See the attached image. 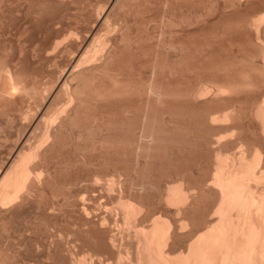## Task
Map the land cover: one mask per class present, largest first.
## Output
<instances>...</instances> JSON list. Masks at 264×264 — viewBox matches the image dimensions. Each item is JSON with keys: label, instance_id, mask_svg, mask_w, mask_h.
Listing matches in <instances>:
<instances>
[{"label": "rangeland", "instance_id": "374dc122", "mask_svg": "<svg viewBox=\"0 0 264 264\" xmlns=\"http://www.w3.org/2000/svg\"><path fill=\"white\" fill-rule=\"evenodd\" d=\"M75 1L76 2H74L73 0H66V3L65 4L64 3L57 4L58 2L53 3L54 1H52V2H49L50 5H49V3L47 5V3L42 4L39 1H35V2L33 1L32 3H34V4L27 5L28 6L27 9H26V5H24L25 7L23 6V8H22V11H23V9L26 10L22 14H24L26 12L24 15H26L27 17L26 16H23L22 14H21L20 18H16L15 16H12L11 17V16H8L6 14H5V16L3 15L2 18H0V34H1L0 35V62H1L0 66L1 67L4 66L5 62H6V64H8V63L14 61L16 63V65L18 66L17 67L18 70H20V71L23 70L26 73V75H30L31 74L30 76L32 78L36 77L35 79H37L36 80L37 82L44 81V80H46V78L47 79H50V78H53L54 79L55 76H56L57 71L59 70V67H63L62 65H65L64 64V63H66L65 60H67L66 56H63V58L62 57H59L58 58V56H57L56 58H58V59L55 60L56 59L55 58L53 60V62L51 63L52 60L49 61V60H47L45 58L42 59V57H39L37 55L38 53L35 52V50H34L35 53H33V51H32L33 50V47H34L33 45H34L35 42H37V40H39L40 37H41V39L44 37V34H46L45 32H47L46 30L48 29L47 27H49L48 24L50 23V20L53 17H55V16H63L64 13H65L64 16H69V17H71L70 19H72V17H73V19L75 18L74 20H76V18H77L80 21L83 18L84 19L87 18V15L90 14L91 11L93 12L91 14H94L95 13L94 11L96 10L95 7H98V6H100V5H102L104 3V0H75ZM179 1L180 0H176V1H174V0H133L132 1V5L130 4L132 6V8L129 7L131 10L128 9L129 12L128 11L125 12V14L126 13H128V14L127 15L123 14V16H125V17H123L122 15L120 16L121 18L123 17V18L126 19V20L125 19L123 20V18H122V20L124 22L126 21L125 22L126 24L123 22L122 25H123L124 28L121 29V33L122 32H126V33H124V34L122 33V34L123 35H125V34L128 35L127 37H129V35H130V38L131 39L132 38H137V39L130 40L131 41V44H132V42L134 40L138 41L139 44H138V42H135L134 41L133 43L134 44L136 43L138 45L136 46V44L135 45L132 44V47L130 46V48H131V50H129L130 52L128 50L123 51L119 55L120 58H119V56L117 57V60L119 61V59H120V61L117 62L115 60L113 62L114 64L112 63V65H110V66H112V67H110L111 68L110 70H112L110 72L111 73L116 72L117 75L119 73V75H120V76L118 75L119 76V79L121 80L123 78L121 81H124V82L126 81V84H128L130 86L136 85L137 83H139L142 86L144 85V87L147 86L148 80L151 81V75H150L151 73H149V72L152 70V66H156L157 72L159 74L156 77L157 80H155L156 82H154V84H155L154 86H156V87L158 86V89L160 91H162L161 92L162 93V98L164 100V101L162 100L163 103L160 102L162 98L160 99V101H157L153 97H147V95H144V96L142 95L143 97H140L139 96L140 98L138 97V95H136V96H134L135 98L134 97L133 98L130 97L131 100H130V98L129 99H124V100H121L122 102L120 100L119 101L102 102V103L98 104L100 107L98 105L95 107L96 108L95 111H93L94 108H92L91 112H93V113L95 112L94 115L91 114V112L89 111L90 112L89 115L91 114L92 116H89V117L88 116H82L84 119L86 117L87 118L85 120L82 118V122H81V125L83 126V127L81 126L82 129L85 128V126L87 127V125L89 127V128L88 127L85 128L86 131L84 129H83L84 131L82 130L84 134H83V136L81 138L83 141L80 140L81 141L80 144H82L81 146L82 147H84V146L87 147V145L90 144V143L87 142L88 140H89V142H92V144L88 145V147L86 149L85 148L82 149V151L85 149L84 152L87 154L85 156L83 155L84 154L83 152L80 155L79 152L76 153L75 150L73 151L74 147H72V146H74L73 144L75 143L73 141H75L76 132L72 131V129H70L68 127L62 128V130H61L62 132L60 131L61 134L59 132L60 135L58 136V142L57 143H59V145L56 144V146H55L56 148L54 147L53 150H51V153H50V156H52V157H50L51 160L54 157L53 160L54 161L57 160V161L54 162L52 160L53 162H51L53 165L56 166V167L54 166L55 168L50 163V166L52 168H54V169L51 168V170H52L51 171V176L52 177L50 176L51 177L50 178L51 182L49 184L50 185L49 188L50 187L51 188L53 187V190L55 188L58 189V191L55 190V192H57V196L58 197L55 198V202H54V200L51 201L52 198L50 197L49 192L48 193L45 192L46 193L44 195L45 198L42 200V201L46 200V201H44L45 202L44 204H46V202L48 204L50 203L49 204L50 207L54 203H56L57 205L58 204H60V205L56 206V204H55L52 207L53 208L56 207V208L55 209H52V208L50 209L49 205L47 204L48 210L49 209L52 210L51 213L53 215L50 214V212H49L48 214L46 213V215L44 213H43L44 215L41 213L42 214V216H41L39 214V212H41V210L40 211L38 210V214H37V211L35 210L34 206H32L33 204L32 205L30 204L31 206H28L27 205L28 207H26V209L25 208L23 209L25 212L24 211H21L22 213L24 212L23 214L21 213L19 215V213H20L19 212L17 217L16 216L11 217L6 222L7 228L10 230V233H12V236H13V240L12 241H14V242H10V244H8L9 246L7 245V247H9L8 248V252L11 251V252H9V254L12 255V254H14V253L16 254L18 252V254H16V255L17 256H23L24 255L23 257L29 256L30 254H33L32 253L33 252V247H35V246H34L32 240H34L33 239L34 237L32 236L30 239H26L25 237H22V238H25V240H28L26 242H29L31 240L30 241L31 244L30 243H27V246H26L27 249H26L25 246L20 247V244L22 243L21 237L20 238H17L18 236L17 237L15 236L16 233H17V235H19V233L21 232V230H23L24 228L25 229L28 228L27 226L33 225V228H34V227H36L35 224L36 223H39L40 225L39 224H36L37 225L36 229H38V227L40 229V226L42 228V227H44V225L45 226L46 225L47 226L50 225V227L52 226V228H53V226L54 227H57V228L58 227L59 228H64V229L66 227L69 230V228H71L70 226H72V222L74 223L75 219H77V217H78V216L77 217L75 216L77 214V212L73 211V209H72L73 207H72V205H70V204H72L70 202L71 201L70 198H69V201L67 203L62 202L63 199L62 200H59V199L62 198L63 194L65 196L66 195L68 196L69 195V192L72 193V191H73V193H72L73 195L74 194H77L78 195L80 193L79 195H82L83 196L84 203H85L84 205L87 208L86 209L87 211L85 212L86 213L85 215H87L86 216L87 219L91 218V219H89L90 221H88L89 223L86 221L87 219H84V221H81L80 222V229L81 230L79 229L78 232L79 233H82V234H79V233L76 232L77 233L76 235L77 236L79 235L77 238L80 237L78 239V244H80L79 249L81 250V253L82 254L85 253L84 254L85 257H87V255L89 253H90L89 254L90 256H92L93 253H94L93 258H96L97 256H99L102 259L101 260L102 261V264L103 263L104 264H109V263L110 264H115V260H116L115 255H117V254H115L114 251L117 252L119 250V248H116V247H119V246H117V242H116V245L114 246L117 251L114 249V247L111 248L112 246H110V245L108 246L109 248L107 247V245H108V243H107L108 239H106L107 241L105 240V238H104V237H106L105 235H107L108 232L110 233V235L112 234L111 236H114L116 234L115 237H117V239L119 240V234L120 233H121V235H120L121 239L122 238L124 239V238H126V235L129 233V230H130V228L128 229L127 228L128 226L125 225L124 220H122L123 219V216H122V213H120L121 212V209L119 208L120 206H119V204L117 202V197L119 195H121V194H122V196H125V198L123 197V200L124 199L126 200V198H128L127 200H130V201L132 200L134 202L141 203V204L145 205L144 206V208L146 207L145 209L150 210L149 212L152 211L151 213H153V215L155 214V216H159V215L162 216L163 215V216H165L164 218L167 217V219H169V217L172 218V216L174 218H177L178 216H181L182 213L181 214L175 213L176 210L173 208L174 206H172L170 204L172 206V208H173V209H171V207H169L170 205L168 206L167 204H165V202H167L165 200V197H166L167 188H170L172 185L174 186L175 184L178 185L179 182H182V186H184V188L186 187V189H187V191L189 193L196 194L195 195L196 198H195V201H194L196 203H193V205H192L193 207L191 206V208H189V210H194V211H188L187 210L188 212H186L185 215H182V218H184L186 216V220L184 218L183 221L187 222V219H188L187 224H190L189 222H192V223L195 222V223H193L194 225H196V224L197 225H200L203 222H205L208 218H210V216L213 215V212L214 211H213V209H212L211 206H213V208H215L214 207L215 201L213 199V195L210 194L211 192L210 191H207L206 189L203 188V190H204V193L203 194L204 195H202L201 192H200L201 194H198V193H199V190L200 191L202 190L201 189L202 186H204L205 188L208 187V185L206 186V184H208L210 180H211L210 183L213 182L212 179L214 177L212 178V176H214V174H212V173L213 172H216V170L214 169L215 168V163L213 162V160L216 159L215 156L218 155L219 150L221 152L220 153L221 154L220 157L229 156V154H231L230 156H232V154L233 155L235 154V156H238L236 154L240 153L239 150L240 151L241 150L243 151V148L246 149L245 148L246 146H248L250 148V146L256 145L257 142L258 143L261 142L260 141L261 138H260V135L258 133L259 132V130H258L259 128L257 127L258 123H257V121L254 120V119H256L255 118L256 116H254L255 115L254 114L255 113L254 111H255V109L257 107V103H259L260 100L264 97V86H263L264 85V82H263L264 81V75H262V74H264V58L260 59L261 57L264 56V51L262 50V49H264V47H263V44L261 45L259 41L258 42H255L256 40H258L255 37L256 36V33L254 32L255 30L252 31V29H254V28L251 29L252 26H248L250 23H252V22H250L248 24V21H250L252 19V18L251 19H249V18L250 17H253L254 15H257L258 16L259 14H257V13H259V12H257V11H259V10L249 8L248 5H245V6L244 5H240L239 9H238V6H236L237 8L233 7L236 10H234L232 7L231 8L233 10L232 9L229 10L226 7H225L226 9H224L223 7H221L222 5L220 3L215 4V1L216 0H213V1L211 0V2L209 0L208 1L209 3L208 2L206 3L207 0L206 1L205 0H198V1L197 0H193V1L191 0V2H195L196 5L194 3L189 2L191 4L187 5L186 6L187 8H186L184 6L187 3L186 2L183 3L182 1H180V3H178ZM196 2H198V3H196ZM165 3H167V4H165ZM169 3H171V4H169ZM67 4H68V6H67ZM192 4H194L195 6L192 5ZM261 4L262 3H259V5H258L259 9L260 8H264L263 4L262 5ZM37 5L40 6V7H38ZM49 6H51V7H49ZM30 7H32V8H30ZM92 7H94V8H92ZM42 8H44V9H42ZM255 11H256V13H255ZM83 14H84V16H83ZM94 15H91V17H92L91 19H93V16ZM33 16H37V17H33ZM24 17H25V19H24ZM254 17H256V16H254ZM21 18H23V19H21ZM38 18H39L40 22H39ZM246 18H248V19H246ZM166 19L168 20L167 23H165V21H167ZM23 20H24V22H23ZM26 20H28V21H26ZM47 22H49V23H47ZM244 22L245 23L247 22V24H244ZM45 24H47V25H45ZM23 25L25 26V28L23 27ZM236 25H238V26L240 25V26L238 27ZM243 25L244 26L246 25L249 28L244 27ZM17 26H18V28H17ZM21 26L23 27V29H22ZM12 27H14V28H12ZM44 28H45V30H44ZM14 29H16V30H14ZM18 29L20 31H18ZM123 29H124V31H123ZM26 30H28V31H26ZM138 30H140V31H138ZM238 30H240L241 32L238 31ZM242 30H244V31H242ZM21 31L23 33H25V34L21 33ZM221 31H223V32H221ZM167 32H169V34L172 35V36H170L169 34H165ZM236 32H237V34H236ZM254 33H255V36H254ZM140 34L142 36H140ZM219 34L221 36H219ZM222 34H223V36H222ZM136 35L139 36V37H136ZM243 35H244V37L246 36L247 39H246V37L244 38ZM19 36L20 37H23V38H20L19 39ZM169 36L171 37L172 41L170 40ZM164 37L167 39V41L165 40ZM188 38H191V39L189 40ZM141 39H143V40H141ZM157 40H159L158 41L159 44L157 43ZM163 40L165 41V43H164ZM263 40L264 39H261L262 42H264ZM187 41L189 43H187ZM221 41H223V42H221ZM238 41H241V42H238ZM246 41H248V43ZM140 42H142V43L140 44ZM185 43H187V44H185ZM239 43L240 44L242 43L243 45L241 46ZM254 43H255V45H254ZM229 44H232V45H229ZM177 45H180V46H177ZM160 46H162L163 48L160 47ZM189 46H190V48H189ZM229 46H230V48H229ZM260 46L263 47L261 50L259 49V48H261ZM22 49H24V50H22ZM139 49H141V51ZM20 50H22L23 52L21 53ZM137 50H139V51L137 52ZM173 50H176L177 52L176 51H173ZM178 50L181 51L180 52L181 54L178 52ZM235 50H237V51L235 52ZM241 50H243L242 53H239V52H241ZM153 51H154V53H152ZM245 51L248 54H250V55L252 54L256 58L253 57L254 60L251 59L252 57L250 55H248ZM259 51H260V55H259ZM261 52L263 53V55H262ZM140 53L142 54V56H141ZM190 53H192L193 56ZM236 53H238V54H236ZM182 54L183 55L185 54V55L183 56ZM241 54H242V56H241ZM186 55H188L187 58H185ZM258 55L260 57H258ZM20 56H22V57H20ZM33 56H35V57H33ZM177 56H179V57H177ZM189 56H190V58H189ZM244 56H246V57L247 56H250V57H247V59H249V60L251 59V61L246 60L245 59L246 57H244ZM32 57H33V59H31ZM156 57H157V59H156ZM175 57H176V60L177 61L175 60ZM133 58H135V59H133ZM188 58L190 60H188ZM239 58H240V60L241 59L246 60L245 63L248 62L247 63L248 65H246V67H245L244 62H243V65L242 64L240 65L239 63L240 62L242 63V61L238 60ZM128 60H129V62H128ZM150 60H152V62ZM184 60H186V61H184ZM233 60H235L238 63H236ZM188 61H190L192 63H190V62L188 63ZM224 61H225V63H224ZM14 62H12V63H14ZM162 62H163V64H162ZM40 63H42V64H40ZM53 63H55V64H53ZM123 63L125 65H123ZM171 63H172V65L174 64V67H176V66L178 67V66H181V65L182 66L179 67V68L176 67V69H175L171 65ZM223 63H224V65H223ZM30 64L33 65V66H31ZM49 64H51V65H49ZM56 64H57L58 67L57 66H54ZM149 64H151V65H149ZM187 64H189L188 67H186ZM213 64L215 65L214 67H213ZM229 64L231 65L232 68L231 67L228 68V65ZM251 64H253V65H251ZM19 65H21V66H19ZM121 65L124 66V67H121ZM157 65L160 68L157 67ZM163 65L165 67H163ZM208 65H210V66H208ZM218 65L219 66L222 65V66L219 67ZM250 65H251V67L254 68L253 69L254 71L252 70V73L253 74L254 73H257V77L255 76V74L253 75L252 73H250V70L251 69L248 70L249 68H251ZM22 66H24V67H22ZM51 66H53V67H51ZM149 66H150V69H149ZM166 66L170 70L166 69L167 68ZM193 66H194V68H193ZM184 67L187 68V69H185ZM224 67H226L228 69V70L226 69L228 72L224 69ZM238 67H239V69H237ZM247 67H249V68H247ZM158 68H159V70L161 72L163 70V72L161 73L158 70ZM222 68L224 69V71H223ZM234 68L236 69V71H234L235 70ZM245 68H247V69H245ZM229 69H231V70H229ZM241 69H243L245 71H243V70L241 71ZM167 70H168V72L170 71L169 74L170 73L171 74H174V72H175V76L174 75H171V74L168 75ZM178 70H180L181 72L178 71ZM184 70H186V71H184ZM187 70H190V71H187ZM191 70H194V71H191ZM31 71H32V73H31ZM238 71H239V73H238ZM246 71H249V74L250 75H253V77H255L254 79H256V80H254L253 77L252 78L249 77L252 80L248 79V77H247V80H246L245 75L248 74V72L246 73ZM240 72H242V73L245 72V74L244 73L242 74ZM148 74H149V76H148ZM188 74H191V75H188ZM221 75H223V76H221ZM240 75H243V76L239 77ZM124 76H126V77H124ZM164 76H166V77H164ZM182 77H184V79ZM164 78H167V79H164ZM226 78H228V80L225 81ZM235 78H237V79H235ZM241 79H243L244 81L241 80ZM143 80H145V81H143ZM164 80H166V81H164ZM245 80L246 81H249V83L251 82L250 83L251 85L252 84H254V85L249 86L248 88H247L248 85H246V87H245L243 84H241L242 82L245 83ZM258 80L260 82H258ZM213 81L214 82L216 81L215 82V83H217L216 85H219V83H222L223 85L224 84H231V83H233V84H231L233 86L234 83L235 84L237 83V85H235L236 88L244 89L242 86H239V84H240V85H243L246 88V90L244 89L243 91L242 90L240 91L238 89L239 90L238 93H236L237 91L235 92L234 90L233 91L231 90L232 94H227L228 92L225 91V93L222 96L221 95H217V96L215 95V96H213V94H215L214 93L215 91H213V90H215V87H213L212 85H210V84H213V85L215 84ZM135 82H137V83H135ZM143 82H145L146 84L143 83ZM206 82H209V83H206ZM256 82L259 83V84H255ZM139 84L136 85L135 87L136 88H139L137 86H140L139 89H141L142 86L139 85ZM204 85H206L207 88ZM208 87L209 88L212 87V89H209ZM204 88H206V90L209 89L207 91L209 93V95H208L209 97H207V94L208 93L207 94L206 93H203V95L206 94L204 96V98L201 95L202 93L200 92V90L201 89L203 90ZM236 88H235V90H237ZM206 90H205V92H206ZM190 91L191 92L193 91V92L191 93ZM195 91H196V93H194ZM189 93H190V95H188ZM198 93H199V95H198ZM229 93H230V91H229ZM176 94H177V96L179 95L178 96L179 98L176 96ZM192 94H193V96H192ZM164 95L167 96V98L164 97ZM173 95L176 96V98ZM136 97H138V98H136ZM217 99H219V101H217ZM29 100L28 99H25V101L21 104L22 107H26L27 104H28V102H29ZM126 100L129 101V102H127ZM223 100H224V102H223ZM254 100H255V102H254ZM206 101L209 102V103H207ZM212 101H213V103H212ZM219 102H221V103H219ZM109 103H111V104H109ZM154 103L156 105L159 104L161 106L163 104V106L162 107L159 106V105L156 106ZM215 103H216V105H215ZM106 104L109 105V106H107ZM217 104H220V105L217 106ZM129 106L131 107V109H130ZM231 107H233L232 108V111L233 112L234 111L236 112V113L234 112V115L233 116H237V115L239 116L238 117L239 120L237 118L235 120L233 118H232L233 120L231 118H229V119H231L233 121V122L231 121L232 123L230 122V125L231 124L234 125L235 123H237V125L235 124L234 127L232 125L231 126L230 125H227L228 123L226 124V120H225V123H220L221 120L218 121L220 118H223L222 116H220V114L224 115L227 112H229V113L232 112L231 109H230ZM234 107H235V109H234ZM99 108H102V109H99ZM217 108L218 109L220 108L219 111L221 113L218 111ZM126 109H127V112H125ZM236 109H238V110H236ZM114 110H115V112H113ZM138 111L140 112V114L138 113ZM158 112H159V114H158ZM223 112H224V114H223ZM238 112H239V114H238ZM99 113H101V114H99ZM126 113H128V115H126ZM129 113H131V114H129ZM135 113H136V115H135ZM137 113H138V115H137ZM149 113L152 114V115H150ZM102 114H104V115H102ZM106 114H108V115H106ZM131 115H133V116H131ZM216 115H218V117L219 116L220 117L218 118ZM0 116H5V115H0ZM107 116H109V117H107ZM214 116H216V117L214 118ZM90 117H93V118H90ZM142 117H143V119H142ZM144 117H145V119H144ZM212 117L214 118L213 119L214 122L212 121L213 123L210 120V118L212 119ZM101 118H103V119L101 121V125H99L100 124L99 121L101 120ZM94 119H95V121L93 122ZM215 119L217 121H215ZM86 120L89 123H87ZM89 120H91L92 122L89 121ZM139 121L142 122V123H140ZM253 121H255L256 123L253 122ZM96 122H99V123H96ZM216 122H218V124ZM252 123H254V124H252ZM84 124H86V125H84ZM102 124H103V126H102ZM96 125L99 126V128L96 127ZM211 126H212V128H211ZM91 127L93 129L89 131V129H91ZM137 127H141V128H139L140 130ZM215 127H217V128H215ZM228 127H230V128H228ZM231 127H232V129H231ZM144 128L145 129L147 128V129L145 130ZM148 128H149V132H148ZM99 129H101V130H99ZM233 129H235L234 131L237 130L238 133H236L237 131L234 133ZM223 130H225V132ZM14 131L15 130L14 129H11L9 127V125L5 124L4 120H2V119L0 120V136L1 137L2 136H5V134L6 135H8V134L12 135V134H14ZM99 131H102V132H99ZM142 131H144V132H142ZM216 131L218 133H216ZM229 131H231L232 134ZM254 131H256V134H255ZM85 132H88L87 134H89V135H86ZM92 132L95 133V134H92ZM211 132H213L215 134H219L218 135V136H220L219 139L223 136L220 139V140H223V142L222 141H219V142L222 143V144L220 143L221 146L219 145V147H221V148H219L218 146H217V149L215 148V146L218 145V143H216V141L218 142L219 139L216 138V137H218L217 135L216 136L214 134L212 135ZM219 132H221L222 134H220ZM138 133H139V135H138ZM225 133H226V135H225ZM233 133H234V135H233ZM140 134H142V136H143L142 138H144V139H142L143 142L140 141V139H139L141 137ZM90 135H92L93 137L92 136L90 137ZM146 135H148V136H146ZM150 135H151V137H150ZM228 135L230 137L227 138ZM232 135L234 137L231 138ZM99 136H100V138H99ZM137 136H139V138ZM102 137L104 138V140H103ZM224 137H225V139H223ZM84 138L86 140H84ZM89 138H91L92 140L89 139ZM96 138H99V139H96ZM208 138H209V140H208ZM251 138H252V140H251ZM138 139L141 142V145H142V143H144L143 146L144 147H147L145 149H144L143 146H142L143 148L141 147V149H143V150H141V149L140 150L143 151V153H141L140 150L136 149L140 145L139 141H137ZM215 139H216V141L214 142ZM241 139H243V141ZM93 140L96 141V143H97L98 146H100L98 140L102 144L103 143H106L107 144V141H108V144L107 145H104L103 147L100 146L101 148L100 147L97 148V145L95 146L96 143ZM224 140H225V142H224ZM234 140L235 141L236 140L239 141V144L237 143V141L235 142ZM110 141H112L115 146ZM146 141H148V142H146ZM61 142H62V144H61L62 147L60 145ZM83 142L84 143L87 142V143H85L86 145ZM137 142L139 143V145L137 144ZM233 142H234V144L236 146L235 145H232ZM246 142L249 145L248 144H245ZM145 143H147V144H145ZM64 144H65V146H63ZM131 144H135V146H137V147H135L134 145L132 146ZM241 144H243L244 147ZM108 145H109V147H108ZM116 145L119 146V147H117ZM121 145H122V147H120ZM89 146H91V148ZM105 146H107V148ZM110 146H111L112 149L110 148ZM123 146H126V147H123ZM128 146H132V147L130 148ZM104 147H105V149H103V150L105 152H103V150H102V148H104ZM115 147L117 148V150H116ZM252 147L250 149H252ZM108 148H109V150H108ZM123 148H125V149L127 148L126 151ZM4 149L5 148L3 147L2 148L3 152L6 151V149L5 150ZM98 149H100L99 152H96V150L98 151ZM92 150H93V152H90ZM101 150H102V152H101ZM122 150H124V151H122ZM129 150H130V152H129ZM112 151L114 152L115 155L113 154ZM136 151L138 153H136ZM88 154H91V155L88 156ZM76 155H78V156H76ZM122 155H125V156H122ZM134 155H136V158L135 159L132 158V156L135 157ZM146 155H147V157H146ZM113 156H115V157L113 158ZM58 157H60V159ZM63 158H64V160H63ZM109 159H110V161H109ZM111 159H113L112 161L114 162V164L111 161ZM123 159H125V160H123ZM126 159H128V160L126 161ZM141 159H143V160L141 161ZM66 160H68V161H66ZM79 160L82 161L83 163L80 162ZM107 160H108V162H107ZM63 161H66V162H63ZM69 161H70V163H69ZM62 163H66V164L62 165ZM132 163H133V165H132ZM56 164H58V165H56ZM60 164H61L62 167L60 166ZM67 164H68V166H67ZM69 164H71V165L69 166ZM65 165H66V167H69V168L65 169L66 168ZM72 165H74V166H72ZM75 165H76V167H75ZM57 166H60L61 167V169H62L61 171L62 172L60 171V167L57 168ZM54 174H56V175H54ZM127 176H129V177H127ZM209 176L211 177V179H210ZM96 177H98L100 179H98V178L96 179ZM124 177H125V179H124ZM53 178H55V181L53 180ZM94 178H95V180H94ZM128 179H129V181H128ZM202 181H204V182H202ZM62 182H63V184H62ZM107 182L108 183L111 182V183L108 184ZM113 183H116V184H113ZM201 183H203V184L201 185ZM52 184H54V185H52ZM55 184H56V186H55ZM186 184H187V186H186ZM127 185H129V186H127ZM118 187L121 189L122 192L119 191V188ZM198 188H200V189L198 190ZM64 189L66 191L65 193L63 191ZM123 189H125V190H123ZM203 190H202V192H203ZM192 191L195 192V193H193ZM127 192H128V194H127ZM118 193H119V195H118ZM72 194H71V196H72ZM91 195H92V198L90 197ZM159 196H161V197H159ZM129 197H130V199H129ZM197 197H199V198H197ZM86 202H89L90 204H88V203L86 204ZM51 203H52V205H51ZM150 205H152V208L150 207ZM165 205H167V206H165ZM147 206L149 208H147ZM105 208H107V210ZM163 208H165V209L163 210ZM109 210H111L112 212L109 211ZM29 211H30V213H29ZM53 211H55L56 213L53 212ZM63 211L65 212V215H64V212ZM71 211L72 212H75V213H72ZM104 211L105 212L106 211H109L110 213L109 212L104 213ZM173 211H174L175 214L173 213ZM211 211H212V213H211ZM57 212H58L59 215H57V217H56ZM69 212L72 213V214H70ZM167 212L169 213L168 215H172V216L166 215ZM109 214H111V217H110ZM32 215L33 216L38 215L36 217L37 218L40 217V218H38L39 219V222H38V219L37 218L34 219V217ZM47 215H48V217H47ZM94 215H95V217H94ZM106 215H107V217H105ZM24 217H26V218H24ZM52 217H54L55 220H53ZM86 217H84V218H86ZM102 217L107 220V222H106L107 224H102L101 223V220L100 219H102ZM206 217H208V218H206ZM50 218H52V219H50ZM189 219H190V221H189ZM64 220H66V221H64ZM180 220H182V219H180ZM198 220H199L200 223L198 222ZM40 221H41V223H40ZM55 221H57V222H55ZM85 221L87 223H85ZM94 221L97 222V223H93ZM108 221L110 222V224L108 223ZM183 221H180V222H182V224H186ZM28 222H30V223H28ZM31 222H33V223L31 224ZM44 222H45V224H43ZM63 223L65 224V227H64V224ZM100 223H101V225H100ZM113 223H114V225H111ZM143 223H139L140 224V227L138 225L137 228L139 227V229H140L141 227L143 228V226L145 228L148 225V222L147 221L146 222H143ZM95 224H97V225H95ZM141 224H143V225H141ZM124 225H125V228H124ZM99 226L101 227V230L102 231L100 230ZM104 226H106V227H104ZM107 226H109V230L106 229ZM12 227H14V228H12ZM92 227H94L97 231L95 229H93ZM82 228L84 229V231L82 230ZM89 228H91V229L89 230ZM104 228L106 230H108L107 233H106V231H104ZM13 229L16 230L17 232H14ZM36 229H34V230H36ZM111 229L113 231H111ZM125 229H127V231ZM184 229H186V228H184ZM12 230H13V232H12ZM85 230H87V232ZM114 230L115 231L117 230L116 233H114L115 232ZM83 232L85 233V235H84ZM131 233L132 232L130 230V234ZM13 234H15V235H13ZM123 234H125V235H123ZM32 235H34V233ZM36 235H38V233H36ZM14 236L21 241V242L19 241L20 244H19V247L18 248L16 247V245H18L16 243V242H18V240L15 242L14 239H16V238ZM82 236H84V237H82ZM85 236H87V237H85ZM122 236H125V237H122ZM95 237H97V238L95 239ZM85 240L87 241V243H86ZM103 240H105V241H103ZM83 241H85L86 244ZM99 241H100L101 244L99 243ZM88 242L91 243V244L93 243V245H90ZM105 242L107 243V245L105 244ZM28 244L31 246V249L28 248L29 247ZM22 245H24V243ZM118 245H119V242H118ZM12 246L13 247L15 246V248H13ZM180 247L181 246H177V249H178V250H176L177 253L184 251V249L182 247L181 248ZM19 248H21V249H19ZM29 249H30V251H29ZM99 250H101V251H99ZM110 251L113 254H111ZM55 252H56V250H54V251L51 252V256L52 257L54 256V258L51 257L50 258L51 260L50 259H47L49 262H47L46 260H44V261L39 260V263L37 262V263H34V264H62V263H64V264L66 263L67 264V262H64L63 261V260H65L64 259L65 257L62 258L63 257L62 254L60 255L59 253H57L58 251L56 253ZM99 252H102V254H100ZM81 253H80V255H82ZM95 253H97L96 256H95ZM89 255H88V257H89ZM99 257H97V258L100 259Z\"/></svg>", "mask_w": 264, "mask_h": 264}, {"label": "bare ground", "instance_id": "6f19581e", "mask_svg": "<svg viewBox=\"0 0 264 264\" xmlns=\"http://www.w3.org/2000/svg\"><path fill=\"white\" fill-rule=\"evenodd\" d=\"M35 1H39L42 4H45L49 2L54 1L59 3H66V0H0V18H2V16L5 14L8 16H15L16 18H20L21 14L26 11L25 9L22 8L24 5H26V9H27V5L30 4H34L32 2ZM74 2H76L75 0H73ZM132 1L133 0H104V3L98 7H95L96 10L94 11V14L92 11L90 12V14L87 15V18H83L80 21L76 18V20L70 19L71 17L69 16H55L50 20V23L48 24L49 27H47L48 29L46 30L47 32H45L46 34H44V37L41 39V37L39 38V40H37V42L34 43V47H33V53L37 52L36 54L39 57H42L47 59V60H52L51 63L53 62V60L58 56L62 57L66 56L67 60L66 63H64L65 65H62L63 67H59V70L56 73L55 78H50L44 80V81H39L37 82L35 79L36 77L32 78L30 75H26V73L22 70H18V66L16 65V63L14 61V63L10 62L8 64H4V66H0V115H5V116H0V120H4L5 124L9 125V127L11 129H14V134L10 135H6L5 136H0V264H34V263H39V260L44 261L46 260L47 262H49L47 259H50L51 256V252L56 250L57 253H59L60 255L62 254L65 260H63L64 262H67V264H102V259L99 257L100 259L93 258V255L89 257L87 255V257H85V253L82 254L81 250L79 249L80 244H78V236L76 235L78 232V230L80 229V222L84 221V219H87V215H85L86 213V207H85V203H84V198L82 195H77V194H72L71 192H69V195L72 196L69 197L63 194L62 198L59 200H62V202L67 203L69 201V198L71 199V203L70 205H72V209L73 211L77 212V214L75 215L77 217V219H75L74 223L72 222V226H70L71 228H69V230L65 227L64 224V228H57L54 227L52 228V226H45L40 229L38 227V229H36L37 225L39 223H36L35 226L33 228V225L31 226H27L28 228H24L23 230H21V232L19 233V235H15L17 238L21 237V241L22 243H19V239H16L15 242L18 240V242H16L18 245H16V247H23V246H27L26 242L28 240L26 239H30L32 236L34 237L32 240L33 244L35 247H33V254H30L29 256H17L16 254H18V252L15 254H9L8 252V248L7 245L10 244V242H14L13 240V236L12 233H10V230L7 228L6 222L14 216H18L22 213L21 211H24L23 209L28 206H34L35 210L37 211L38 214V210L41 212H39V214L42 216V214L44 213L46 215V213L48 214L52 210L55 209L52 206L55 205V198H57V192H55V190L58 191V189H54L53 187L49 188V184L51 182L50 178L51 176V166L50 163L53 162L54 157H53V161L51 160L50 157V153L51 150H53V148L56 146V144L59 145L58 142V136L61 134V130L62 128L68 127L70 129H72V131L76 132V138H75V142L72 146L74 147L73 151L75 150L76 153L79 152V154L81 155V153L83 152L84 156L87 155L84 150L88 147V145L92 144V142H89V140L87 141L88 144L87 147H82L80 144V140H82V136H83V131L85 130V128L87 127L85 126V128L82 129V116H92L91 114L94 115L93 112H91L92 108L93 111H95V107L102 103V102H109V101H121L124 99H129L130 97H134L136 95H138V97H143L144 95H147V97H153L155 98L157 101H160V99L162 98V91H160L158 89V86H154V82H156L155 80L156 77L158 76V72H157V68L156 66H152V70L149 72L151 73V81L148 80V84L147 86L144 87V85L142 86L141 84L137 83L136 85H141L142 88H140V86H137L139 88H136V85H128L126 84V81H121L119 79V73L118 75L116 74V72L111 73L110 70L112 66V63L116 60L117 62L119 61L117 60V57L126 50H131L130 46L132 47V44H134L133 42H138L136 40H134L131 44L132 39H137V38H130L127 37L128 35H123L126 32H122L121 33V29L124 28L123 27V20L125 18V16H123V14H125V12H129L128 9H130L129 7L132 8ZM176 1V0H174ZM183 3L186 2L187 4H185L184 7H186L187 5L194 3L195 2H191V0H180ZM180 1L178 3H180ZM193 1V0H192ZM198 1V0H197ZM206 1V0H205ZM209 0L206 1V3ZM213 1V0H212ZM218 1V2H217ZM135 2V1H134ZM133 2V3H134ZM168 2V1H167ZM191 2V3H189ZM211 2V0H210ZM37 3V2H36ZM198 3V2H196ZM200 3V2H199ZM205 3V2H204ZM209 3V2H208ZM220 3L224 9H232L233 7L237 8L236 6H238V9L240 7V5H248L249 8L252 9H257L259 11L258 16L254 15L256 17H248L249 19H251L250 21H248V24L250 23L248 26H252V31L255 30L254 32V36L258 39L255 42H260V44H263L264 47V42L261 41V39H264V8H260L258 7L259 3H262L264 6V0H216L215 4ZM131 4V5H130ZM167 4V3H165ZM171 4V3H169ZM192 4V5H194ZM261 4V5H262ZM50 5V3H49ZM70 5V4H69ZM72 5V4H71ZM134 5V4H133ZM196 5V4H195ZM194 5V6H195ZM201 5V4H200ZM38 6V5H37ZM66 6V5H65ZM68 6V4H67ZM73 6V5H72ZM77 6V5H76ZM171 6V5H170ZM25 7V6H24ZM40 7V6H38ZM42 7V6H41ZM51 7V6H49ZM74 7V6H73ZM72 7V8H73ZM169 7V6H168ZM189 7V6H188ZM192 7V6H191ZM190 7V8H191ZM218 7V6H217ZM226 7V8H225ZM229 7V8H228ZM232 7V8H231ZM32 8V7H30ZM45 8V7H44ZM42 8V9H44ZM54 8V7H53ZM67 8V7H66ZM65 8V9H66ZM69 8V7H68ZM94 8V7H92ZM187 8V7H186ZM235 8H233L234 10H236ZM244 8V7H243ZM48 9V8H47ZM64 9V10H65ZM82 9V8H81ZM232 9V10H233ZM30 10V9H29ZM46 10V9H45ZM52 10V9H51ZM76 10V9H75ZM131 10V9H130ZM135 10V9H134ZM22 11V12H21ZM33 11V10H32ZM41 11V10H40ZM89 11V10H88ZM251 11V10H250ZM254 11V10H253ZM62 12V11H61ZM66 12V11H65ZM72 12V11H71ZM131 12V11H130ZM26 13V12H25ZM24 13V14H25ZM35 13V12H34ZM44 13V12H43ZM253 13V12H252ZM256 13V11H255ZM22 14L23 16H26ZM60 14V13H59ZM128 13H126L125 15H127ZM31 15V14H30ZM37 15V14H36ZM44 15V14H43ZM91 15L93 16V19H91ZM123 16V20L120 16ZM32 16V15H31ZM30 16V17H31ZM48 16V15H47ZM46 16V17H47ZM81 16V15H80ZM84 16V14H83ZM251 16V15H250ZM14 17V18H15ZM27 17V16H26ZM33 17H37V16H33ZM86 17V16H85ZM40 18V17H39ZM38 18V20H39ZM43 18V17H42ZM49 18V17H48ZM246 18V19H248ZM23 19V18H21ZM25 19V17H24ZM47 19V18H46ZM165 19V18H164ZM3 20V19H2ZM44 20V19H43ZM78 20V21H77ZM126 20V19H125ZM167 20V19H166ZM28 21V20H26ZM47 21V20H46ZM82 21V22H81ZM9 22V21H8ZM22 22V21H21ZM24 22V20H23ZM40 22V20H39ZM45 22V21H44ZM126 22V21H125ZM124 22V23H125ZM167 21H165V23H167ZM262 22V23H261ZM35 23V22H34ZM163 23V22H162ZM164 23V24H165ZM11 24V23H10ZM21 24V23H20ZM25 24V23H24ZM28 24V23H27ZM31 24V23H30ZM44 24V23H43ZM126 24V23H125ZM239 24V23H238ZM243 24V23H242ZM244 24H247V22ZM5 25V24H4ZM47 25V24H45ZM234 25V24H233ZM256 25V26H255ZM263 25V26H262ZM6 26V25H5ZM8 26V25H7ZM19 26V25H18ZM17 26V28H18ZM30 26V25H29ZM238 26V25H236ZM240 26V25H239ZM238 26V27H239ZM244 26V25H243ZM248 26H244L249 28ZM255 26V27H254ZM3 27V26H2ZM22 27V26H21ZM23 27L25 28V26L23 25ZM22 27V29H23ZM31 27V26H30ZM44 27V26H43ZM46 27V26H45ZM242 27V26H241ZM240 27V28H241ZM14 28V27H12ZM127 28V27H126ZM230 28V27H229ZM233 29V28H232ZM237 29V28H236ZM235 29V30H236ZM250 29V30H251ZM10 30V29H9ZM16 30V29H14ZM45 30V28H44ZM162 30V29H161ZM160 30V31H161ZM223 30V29H222ZM234 30V31H235ZM248 30V29H247ZM5 31V30H4ZM18 31H20L18 29ZM23 31V30H22ZM21 31V33H23ZM28 31V30H26ZM124 31V29H123ZM137 31V30H136ZM135 31V32H136ZM140 31V30H138ZM163 31V30H162ZM228 31V30H227ZM232 31V30H231ZM240 31V30H238ZM244 31V30H242ZM13 32V31H12ZM32 32V31H31ZM223 32V31H221ZM241 32V31H240ZM239 32V33H240ZM5 33V32H4ZM11 33V32H10ZM17 33V32H16ZM20 33V32H19ZM20 33V34H21ZM35 33V32H34ZM33 33V34H34ZM42 33V32H41ZM44 33V32H43ZM133 33V32H132ZM137 33V32H136ZM171 33V32H170ZM231 33V32H230ZM246 33V32H245ZM25 34V33H23ZM135 34V33H134ZM165 34H169V32L165 33ZM221 34V33H220ZM219 34V36H221ZM227 34V33H226ZM237 34V32H236ZM1 35V34H0ZM3 35V34H2ZM139 35V34H138ZM160 35V34H159ZM170 35V34H169ZM231 35V34H230ZM26 36V35H25ZM39 36V35H38ZM37 36V37H38ZM126 36V37H125ZM140 36H142L140 34ZM146 36V35H145ZM172 36V35H170ZM169 36L170 40L172 41L171 37ZM218 36V35H217ZM223 36V34H222ZM228 36V35H227ZM242 36V35H241ZM5 37V36H4ZM136 37H139L136 35ZM160 37V36H159ZM158 37V38H159ZM162 37V36H161ZM216 37V36H215ZM225 37V36H224ZM230 37V36H229ZM244 37V35H243ZM246 37V36H245ZM244 37V38H245ZM6 38V37H5ZM11 38V37H10ZM18 38V37H17ZM23 38L19 36V39ZM129 40H128V39ZM165 38V37H164ZM163 38V39H164ZM221 38V37H220ZM242 38V37H241ZM255 38V39H256ZM261 38V39H260ZM8 39V38H7ZM26 39V38H25ZM145 39V38H144ZM189 40L191 38H188ZM187 39V40H188ZM215 39V38H214ZM247 39V37H246ZM245 39V40H246ZM4 40V39H3ZM18 40V39H17ZM24 40V39H23ZM35 40V41H36ZM140 40V39H139ZM143 40V39H141ZM165 40L167 41V39L165 38ZM244 40V39H243ZM253 40V39H252ZM7 41V40H6ZM5 41V42H6ZM15 41V40H14ZM159 40H157V43ZM164 41V40H163ZM193 41V40H192ZM228 41V40H227ZM237 41V40H236ZM264 41V40H263ZM8 42V41H7ZM32 42V41H31ZM169 42V41H168ZM218 42V41H217ZM223 42V41H221ZM241 42V41H238ZM248 43V41H246ZM245 42V43H246ZM253 42V41H252ZM22 43V42H21ZM27 43V42H26ZM142 42H140L141 44ZM165 43V41H164ZM170 43V42H169ZM187 43H189L187 41ZM185 43V44H187ZM4 44V43H3ZM20 44V43H19ZM29 44V43H28ZM136 44V43H135ZM134 44V45H135ZM139 44V42H138ZM136 44V46L138 45ZM163 44V43H162ZM175 44V43H174ZM173 44V45H174ZM181 44V43H180ZM240 44V43H239ZM253 44V43H252ZM23 45V44H22ZM21 45V46H22ZM167 45V44H166ZM165 45V46H166ZM190 45V44H189ZM214 45V44H213ZM232 45V44H229ZM241 46L243 45L242 43L240 44ZM239 45V46H240ZM248 45V44H247ZM255 45V43H254ZM2 46V45H1ZM19 46V45H18ZM24 46V45H23ZM27 46V45H26ZM29 46V45H28ZM142 46V45H141ZM140 46V47H141ZM180 46V45H177ZM183 46V45H182ZM185 46V45H184ZM235 46V45H234ZM238 46V45H237ZM245 46V45H244ZM258 46V45H257ZM162 47V46H160ZM216 47V46H215ZM225 47V46H224ZM259 47V46H258ZM261 48H259L260 50L263 48L262 46H260ZM24 48V47H23ZM137 48V47H136ZM156 48V47H155ZM163 48V47H162ZM175 48V47H174ZM190 48V46H189ZM214 48V47H213ZM230 48V46H229ZM228 48V49H229ZM244 48V47H243ZM242 48V49H243ZM247 48V47H246ZM29 49V48H28ZM169 49V48H168ZM192 49V48H191ZM227 49V50H228ZM238 49V48H237ZM245 49V48H244ZM24 50V49H22ZM22 50L21 53L23 52ZM35 50V52H34ZM141 51V49H139ZM137 50V52L139 51ZM157 50V49H156ZM181 50V49H180ZM264 51V49H262ZM27 51V50H26ZM176 51V50H173ZM229 51V50H228ZM237 50H235L236 52ZM243 50H241L242 53ZM250 51V50H249ZM130 52V51H129ZM163 52V51H162ZM177 52V51H176ZM178 52L180 53L181 51L178 50ZM217 52V51H216ZM234 52V53H235ZM246 52V51H245ZM20 53V52H19ZM28 53V52H27ZM136 53V52H135ZM154 53V51L152 52ZM171 53V52H170ZM178 53V54H179ZM215 53V52H214ZM231 53V52H230ZM244 53V52H243ZM247 53V52H246ZM262 53V52H261ZM124 54V53H123ZM141 54V53H140ZM158 54V53H157ZM160 54V53H159ZM181 54V53H180ZM192 55V53H190ZM228 54V53H227ZM238 54V53H236ZM245 54V53H244ZM248 54V53H247ZM257 54V53H256ZM20 55V54H19ZM22 55V54H21ZM175 55V54H174ZM183 55V54H182ZM185 55V54H184ZM183 55V56H184ZM250 55V54H248ZM259 55H260V51H259ZM258 55V57H260ZM263 55V53H262ZM37 56V57H38ZM131 56V55H130ZM142 56V54H141ZM154 56V55H153ZM176 56V55H175ZM188 55H186L185 58H187ZM193 56V55H192ZM242 56V54H241ZM253 59L252 54L250 55ZM247 56V57H250ZM22 57V56H20ZM30 57V56H29ZM35 57V56H33ZM33 57L31 59H33ZM155 57V56H154ZM153 57V58H154ZM179 57V56H177ZM246 57V56H244ZM243 57V58H244ZM247 57L245 58L248 61H251V59H247ZM257 57V58H258ZM58 58H56L55 60H57ZM120 58V56H119ZM123 58V57H122ZM126 58V57H125ZM161 58V57H160ZM190 58V56H189ZM188 58V60H190ZM256 58V57H255ZM264 58L261 57L260 59ZM130 59V58H129ZM135 59V58H133ZM157 59V57H156ZM178 59V58H177ZM11 60V59H10ZM21 60V59H20ZM39 60V59H38ZM63 60V59H62ZM153 60V59H152ZM152 60H150L152 62ZM176 60V57H175ZM240 60V58L238 59ZM241 59L240 61H242V63L240 62L239 64L244 65L246 67V65H248L245 61ZM254 60V59H253ZM40 61V60H39ZM131 61V60H130ZM177 61V60H176ZM183 61V60H182ZM186 61V60H184ZM232 61V60H231ZM230 61V62H231ZM235 61V60H233ZM34 62V61H33ZM129 62V60H128ZM155 62V61H154ZM190 61H188L189 63ZM214 62V61H213ZM228 62V61H227ZM236 62V61H235ZM263 62V61H262ZM49 63V62H48ZM183 63V62H182ZM192 63V62H190ZM215 63V62H214ZM225 63V61H224ZM223 63V65H224ZM238 63V62H236ZM255 63V62H254ZM1 64V62H0ZM2 64V65H3ZM38 64V63H37ZM42 64V63H40ZM55 64V63H53ZM114 64V63H113ZM121 64V63H120ZM152 64V63H151ZM149 64V65H151ZM160 64V63H159ZM163 64V62H162ZM228 64V63H227ZM31 65V64H30ZM39 65V64H38ZM51 65V64H49ZM117 65V64H116ZM123 65H125L123 63ZM170 65V64H169ZM172 65V63H171ZM170 65V66H171ZM177 65V64H176ZM175 65V66H176ZM179 65V64H178ZM189 64H187L186 67H188ZM192 65V64H191ZM230 65V64H229ZM228 68L231 67V65ZM237 65V64H236ZM253 65V64H251ZM250 65V67H251ZM21 66V65H19ZM33 66V65H31ZM35 66V65H34ZM54 66H57L54 65ZM127 66V65H126ZM168 66V65H167ZM166 66V67H167ZM174 67V64L172 65ZM182 66V65H181ZM181 66H176L177 68L181 67ZM210 66V65H208ZM207 66V67H208ZM212 66V65H211ZM215 65L213 64V67ZM217 66V65H216ZM219 66V65H218ZM222 66V65H220ZM219 66V67H220ZM24 67V66H22ZM53 67V66H51ZM58 67V66H57ZM117 67V66H116ZM121 67H124L121 65ZM157 67H159L157 65ZM162 67V66H161ZM163 67H165L163 65ZM162 67V68H163ZM176 67H174L176 69ZM190 67V66H189ZM218 67V68H219ZM227 67V66H226ZM224 67V69L226 70L227 68ZM236 67V66H235ZM243 67V66H242ZM34 68V67H33ZM50 68V67H49ZM56 68V67H55ZM160 68V67H159ZM158 68V70H159ZM185 68V67H184ZM194 68V66H193ZM192 68V69H193ZM212 68V67H211ZM232 68V67H231ZM249 68V67H247ZM245 68V69H247ZM26 69V68H25ZM121 69V68H120ZM150 69V66H149ZM164 69V68H163ZM168 70H170L168 67L166 68ZM173 69V68H172ZM174 69V70H175ZM183 69V68H182ZM187 69V68H185ZM190 69V68H189ZM223 69V68H222ZM223 69V71H224ZM235 69V68H234ZM239 69V67L237 68ZM251 69V70H250ZM254 68L251 67L248 70H250V73H252V70ZM28 70V69H27ZM38 70V69H37ZM167 70V72H168ZM228 70V69H227ZM226 70V71H227ZM231 70V69H229ZM243 69H241L242 71ZM256 70V69H255ZM33 71V70H32ZM31 71V73H32ZM118 71V70H117ZM122 71V70H121ZM160 71V70H159ZM172 71V70H171ZM180 71V70H178ZM183 71V70H182ZM186 71V70H184ZM190 71V70H187ZM194 71V70H191ZM220 71V70H219ZM236 71V69L234 70ZM245 71V70H243ZM254 71V70H253ZM258 71V70H257ZM260 71V70H259ZM157 72V73H156ZM161 72V71H160ZM163 72V70H162ZM161 72V73H162ZM165 72V71H164ZM170 72V71H169ZM168 72V75H170ZM181 72V71H180ZM222 72V71H221ZM228 72V71H227ZM248 72L247 75H245V78L247 80L252 78L253 75L255 74V76L257 77V73H252L253 75L249 74V71H246V73ZM117 75H115V74ZM122 73V72H121ZM178 73V72H177ZM183 73V72H182ZM191 73V72H190ZM239 73V71H238ZM242 73V72H240ZM245 74V72H243ZM242 73V74H243ZM114 74V75H113ZM231 74V73H230ZM33 75V74H32ZM124 75V74H123ZM175 76V72L174 74H171ZM177 75V74H176ZM191 75V74H188ZM226 75V74H225ZM233 75V74H232ZM239 75V74H238ZM260 75V74H259ZM258 75V76H259ZM264 75V74H262ZM35 76V75H34ZM149 76V74H148ZM223 76V75H221ZM231 76V75H230ZM229 76V77H230ZM243 75H240L239 77H241ZM126 77V76H124ZM161 77V76H160ZM166 77V76H164ZM171 77V76H170ZM227 77V76H226ZM250 77V78H249ZM121 78V77H120ZM149 78V77H148ZM178 78V77H177ZM184 79V77H182ZM181 78V79H182ZM255 77H253L254 79ZM161 79V78H160ZM167 79V78H164ZM180 79V80H181ZM187 79V78H186ZM237 79V78H235ZM244 79V78H243ZM241 79V80H243ZM163 80V79H162ZM223 80V79H222ZM228 80V78L225 79V81ZM245 83H241L243 84L245 87L246 85L247 88L249 86H252L254 84H250L249 81H246ZM252 80V79H250ZM256 80V79H254ZM263 80V79H262ZM142 81V80H141ZM145 81V80H143ZM150 81V82H149ZM166 81V80H164ZM187 81V80H186ZM219 81V80H218ZM239 81V80H238ZM244 81V80H243ZM177 82V81H176ZM179 82V81H178ZM182 82V81H181ZM211 82V81H210ZM214 82V81H213ZM216 82V81H215ZM214 82V83H215ZM221 82V81H220ZM237 82V81H236ZM258 82H260L258 80ZM262 82V81H261ZM264 82V81H263ZM262 82V83H263ZM128 83V82H127ZM132 83V82H131ZM130 83V84H131ZM134 83V84H135ZM145 83V82H143ZM209 83V82H206ZM205 83V84H206ZM227 83V82H226ZM146 84V83H145ZM179 84V83H178ZM217 83L210 84L213 87H215V91L213 94V96H217V95H223L225 93V91H227V94H232L231 90L233 91H237L236 93L239 92V90L243 91L244 89L246 90V88L243 85L242 86L244 89H239L236 88L235 85H237V83L232 86L231 84H222L219 83V85H216ZM222 84V85H221ZM250 84V85H249ZM255 84H259V83H255ZM166 85V84H165ZM169 85V84H168ZM263 85V84H262ZM178 86V85H177ZM176 86V87H177ZM206 86V85H204ZM258 86V85H257ZM261 86V85H260ZM264 86V85H263ZM179 87V86H178ZM196 87V86H195ZM164 88V87H163ZM169 88V87H168ZM167 88V89H168ZM197 88V87H196ZM202 88V87H201ZM207 88V86H206ZM206 88H204L202 91L200 90V92L202 93L201 95L204 96L208 93L207 91L209 89H212V87H208L209 89L206 90ZM235 88L237 90H235ZM253 88V87H252ZM239 89V90H238ZM251 89V88H250ZM249 89V90H250ZM172 90V89H171ZM175 90V89H174ZM206 90V92H205ZM204 91V92H203ZM230 91V93H229ZM258 91V90H257ZM169 92V91H168ZM191 92V91H190ZM193 92V91H192ZM191 92V93H192ZM198 92V91H197ZM210 92V91H209ZM259 92V91H258ZM175 93V92H174ZM196 93V91L194 92ZM203 93H206L203 95ZM143 95V96H142ZM186 95V94H185ZM190 95V93L188 94ZM196 95V94H195ZM199 95V93H198ZM200 95V96H201ZM209 93L207 94V97ZM174 96V95H173ZM177 96V94H176ZM176 96H174L176 98ZM179 96V95H178ZM177 96V97H178ZM193 96V94H192ZM227 96V95H226ZM136 97V98H138ZM139 97V98H140ZM164 97L167 98V96L164 95ZM169 97V96H168ZM171 97V96H170ZM198 97V96H197ZM231 97V96H230ZM135 98V97H134ZM179 98V97H178ZM183 98V97H182ZM193 98V97H192ZM195 98V97H194ZM201 98V97H200ZM211 98V97H210ZM213 98V97H212ZM228 98V97H227ZM25 99H30L27 106L26 107H22V103L25 101ZM189 99V98H188ZM191 99V98H190ZM131 100V98H130ZM152 100V99H151ZM163 98L161 99L160 102H162ZM184 100V99H183ZM199 100V99H198ZM201 100V99H200ZM221 100V99H220ZM127 101V100H126ZM164 101V100H163ZM208 101V100H207ZM206 101V102H207ZM217 101H219V99H217ZM222 101V100H221ZM122 102V101H121ZM129 102V101H127ZM137 102V101H136ZM171 102V101H170ZM169 102V103H170ZM224 102V100H223ZM231 102V101H230ZM255 102V100H254ZM118 103V102H117ZM120 103V102H119ZM143 103V102H142ZM163 103V102H162ZM209 103V102H207ZM211 103V102H210ZM213 103V101H212ZM221 103V102H219ZM111 104V103H109ZM136 104V103H135ZM144 104V103H143ZM155 104V103H154ZM153 104V105H154ZM161 104V103H160ZM252 104V103H251ZM107 105V104H106ZM126 105V104H125ZM149 105V104H148ZM156 105V104H155ZM159 105V104H157ZM156 105V106H157ZM216 105V103H215ZM220 104H217V106ZM228 105V104H227ZM99 106V105H98ZM109 106V105H107ZM115 106V105H114ZM127 106V105H126ZM131 106V105H130ZM129 106V107H130ZM161 106V105H159ZM163 106V104H162ZM161 106V107H162ZM216 106V107H217ZM226 106V105H225ZM224 106V107H225ZM237 106V105H236ZM252 106V105H251ZM100 107V106H99ZM104 107V106H103ZM122 107V106H121ZM230 107V106H229ZM107 108V107H106ZM110 108V107H109ZM141 108V107H140ZM144 108V107H143ZM147 108V107H146ZM145 108V109H146ZM221 108V107H220ZM219 108V109H220ZM231 107V111H232ZM240 108V107H239ZM238 108V109H239ZM102 109V108H99ZM118 109V108H117ZM128 109V108H127ZM127 109L125 112H127ZM131 109V107H130ZM134 109V108H133ZM218 109V108H217ZM218 109V111H219ZM228 109V108H227ZM235 109V107H234ZM236 109V110H238ZM135 110V109H134ZM143 110V109H142ZM222 110V109H221ZM240 110V109H239ZM251 110V109H250ZM91 112V114L89 115V113ZM100 111V110H99ZM102 111V110H101ZM170 111V110H169ZM224 111V110H223ZM227 111V110H226ZM252 111V110H251ZM88 112V113H87ZM98 112V111H97ZM115 112V110L113 111ZM124 112V113H125ZM157 112V111H156ZM220 112V111H219ZM225 112V111H224ZM223 112V114H224ZM233 112V111H232ZM225 112L226 114L222 115L220 114V116H222L223 118H220L218 121H220V123H225L226 120V124L230 125V122L234 119H238V115L237 116H233L234 112ZM256 116L254 119L255 121H257L258 125L257 127L259 128V135H260V141L261 142H257L256 145H252L250 146V148L252 147V149H250L248 146H246L243 151L239 150L240 153L236 154L238 156H235V154L232 156H230L231 154H229V156H224V157H220L221 156V152L219 150L218 155L215 156V160H213V162L215 163V170L216 172H213L212 174H214V176H212V180L213 182L209 183L211 184H206V186L208 185L207 188H205L204 186H200L201 189L203 190L206 189L207 191H210L213 195V199L215 201L214 207H212L213 209V215L210 216V218H208L205 222H203L200 225H194L193 223L195 222H189L190 224H187V222L183 221V219L185 218L186 220V216L184 218H182V215H185L186 212L188 211H194V210H189V208H191V206L193 205V203L195 201L196 198V194H192L189 193L186 189V187L184 188V186H182V182H179L178 185H172L170 188H167L166 191V197L165 200L167 202H165V204H167L168 206L171 204L172 206H174L173 208L176 210L175 213L177 214H181V216H178L177 218H174L172 215H168L169 211L167 212L166 215L168 216H172V218L169 217V219L164 218L165 216H155V214L153 215V213L149 212L150 210H147L144 208L145 205L138 203V202H134V201H130L127 200L128 198H126V200H123V197L125 198V196L119 195L118 193V197H117V202L119 204V208L121 209L122 216L124 220L125 225H127L128 229L130 228L131 230V234H130V230L129 233L126 235V238H122L120 237L121 233L119 234V240L117 239V237L111 236L110 233L108 234L107 231L109 230V226H107L106 230L104 228V231H106L107 235H105L106 239H108L107 243L105 242V244L107 245V247L110 245L112 246L111 248H113L116 245L117 242V246L116 248H119V250L117 251L116 248L114 247V249L117 251L114 253L117 254L115 255L116 260H115V264H264V97L260 100L259 103H257V107L254 111ZM87 113V114H86ZM110 113V112H109ZM120 113V112H119ZM122 113V112H121ZM138 113L140 114V112L138 111ZM137 113V115H138ZM145 113V112H144ZM170 113V112H169ZM221 113V112H220ZM236 113V112H235ZM97 114V113H96ZM101 114V113H99ZM131 114V113H129ZM150 114V113H149ZM159 114V112H158ZM239 114V112H238ZM241 114V113H240ZM104 115V114H102ZM108 115V114H106ZM105 115V116H106ZM110 115V114H109ZM116 115V114H115ZM119 115V114H118ZM125 115V114H124ZM123 115V116H124ZM126 115H128V113H126ZM136 115V113H135ZM142 115V114H141ZM152 115V114H150ZM154 115V114H153ZM97 116V115H96ZM111 116V115H110ZM130 116V115H129ZM133 116V115H131ZM144 116V115H143ZM157 116V115H156ZM218 117V115H216ZM214 116V118L216 117ZM219 116V117H220ZM253 116V115H252ZM251 116V117H252ZM101 117V116H100ZM109 117V116H107ZM138 117V116H137ZM211 117V116H210ZM218 117V118H219ZM87 118V117H86ZM85 118V119H86ZM93 118V117H90ZM140 118V117H139ZM212 117V119L210 118L211 122L214 119ZM229 118H233L232 120ZM244 118V117H243ZM84 119V118H83ZM84 119V120H85ZM103 118H101V120L99 121L101 125V121ZM107 119V118H106ZM143 119V117H142ZM145 119V117H144ZM253 119V118H252ZM88 120V119H87ZM86 120V121H87ZM224 120V121H223ZM239 120V119H238ZM91 121V120H89ZM95 121V119L93 120V122ZM98 121V120H97ZM215 121H217L215 119ZM228 121V122H227ZM253 121V122H255ZM92 122V121H91ZM96 122V123H99ZM105 122V121H104ZM140 122V121H139ZM214 122V121H213ZM212 122V123H213ZM233 122V121H232ZM231 122V123H232ZM239 122V121H238ZM241 122V121H240ZM87 123H89L87 121ZM142 123V122H140ZM147 123V122H146ZM218 124V122H216ZM219 123V124H220ZM235 123V122H234ZM256 123V122H255ZM91 124V123H90ZM94 124V123H93ZM105 124V123H104ZM138 124V123H137ZM136 124V125H137ZM211 124V123H210ZM237 125V123H235ZM232 125L233 127L235 126ZM254 124V123H252ZM86 125V124H84ZM95 125V124H94ZM212 125V124H211ZM230 125V126H231ZM256 125V124H255ZM82 126V127H81ZM103 126V124H102ZM107 126V125H106ZM138 126V125H137ZM141 126V125H140ZM214 126V125H213ZM218 126V125H217ZM96 127L99 128V126L96 125ZM95 127V128H96ZM220 127V126H219ZM218 127V128H219ZM89 128V127H88ZM107 128V127H106ZM135 128V127H134ZM138 129L141 127H137ZM212 128V126H211ZM217 128V127H215ZM214 128V129H215ZM222 128V127H221ZM230 128V127H228ZM238 128V127H237ZM93 128L91 127L90 130H92ZM97 129V128H96ZM105 129V128H104ZM143 129V128H142ZM141 129V130H142ZM145 129V128H144ZM147 129V128H146ZM145 129V130H146ZM213 129V130H214ZM232 129V127H231ZM230 129V130H231ZM83 130V131H82ZM88 130V129H87ZM101 130V129H99ZM140 130V129H139ZM226 130V129H225ZM225 130H223L225 132ZM235 129H233L234 131ZM257 130V129H256ZM61 131V132H60ZM71 131V130H70ZM86 131V130H85ZM237 131V130H236ZM234 131V133L236 132ZM60 132V134H59ZM102 132V131H99ZM135 132V131H134ZM144 132V131H142ZM148 132H149V128H148ZM152 132V131H151ZM231 133V131H229ZM256 134V131H254ZM86 135L88 132H85ZM137 133V132H136ZM212 135L214 134L215 136L219 135V134H215L213 132H211ZM216 133H218L216 131ZM220 134H222L221 132H219ZM233 133V135H234ZM238 133V131L236 132ZM73 134V133H72ZM92 134H95L92 132ZM146 134V133H145ZM228 134V133H227ZM232 134V133H231ZM240 134V133H239ZM85 135V136H86ZM102 135V134H101ZM100 135V136H101ZM137 135V134H136ZM139 135V133H138ZM141 137L139 138V136H137L140 141H142V134H140ZM152 135V134H151ZM150 135V137H151ZM157 135V134H156ZM211 135V134H210ZM226 135V133H225ZM230 135V134H229ZM227 136L230 137V136ZM231 136L234 137V136ZM236 135V134H235ZM253 135V134H252ZM258 135V136H259ZM63 136V135H62ZM92 135H90L91 137ZM99 136V138H100ZM145 136V135H144ZM148 136V135H146ZM239 136V135H238ZM256 136V135H255ZM93 137V136H92ZM95 137V136H94ZM208 137V136H207ZM210 137V136H209ZM212 137V136H211ZM214 137V136H213ZM220 136L216 137L219 139ZM223 137V136H222ZM221 137V138H222ZM236 137V136H235ZM254 137V136H253ZM257 137V136H256ZM2 138V139H1ZM62 138V137H61ZM96 138V139H99ZM103 138V137H102ZM135 138V137H134ZM154 138V137H153ZM157 138V137H156ZM215 138V137H214ZM220 138V139H221ZM60 139V138H59ZM63 139V138H62ZM61 139V140H62ZM91 139V138H89ZM106 139V138H105ZM108 139V138H107ZM133 139V138H132ZM137 139V138H136ZM139 139L137 141H139ZM146 139V138H145ZM218 140V142L216 141V139L214 140V142L216 141V143H218V145H214L215 148L217 149V146L219 147L220 143L219 141L223 140ZM225 139V137L223 138ZM237 139V138H236ZM255 139V138H254ZM84 140H86L84 138ZM92 140V139H91ZM104 140V138H103ZM150 140V139H149ZM209 140V138H208ZM228 140V139H227ZM243 141V139H241ZM252 140V138H251ZM258 140V139H257ZM83 141V140H82ZM94 141V140H93ZM106 141V140H105ZM136 141V140H135ZM139 141V143L137 142V144L139 145L138 150L141 149V147L143 146L144 143H142ZM235 141V140H234ZM237 141V140H236ZM235 141V142H236ZM245 141V140H244ZM256 141V140H255ZM85 142V143H87ZM96 143V141H94ZM99 144L101 147H103L104 145L107 144L106 143H100V141L98 140ZM102 142V141H101ZM112 142V141H110ZM109 142V143H110ZM143 142V141H142ZM148 142V141H146ZM225 142V140H224ZM248 142V141H247ZM245 144H248V143ZM84 143V142H83ZM84 143V144H85ZM113 143V142H112ZM134 143V142H133ZM213 143V142H212ZM215 143V144H216ZM237 143L239 144V141H237ZM252 143V142H251ZM254 143V142H253ZM62 144V142L60 143V145ZM136 144V145H137ZM147 144V143H145ZM156 144V143H155ZM214 144V143H213ZM222 144V143H221ZM225 144V143H224ZM231 144V143H230ZM86 145V144H85ZM97 145V143L95 144V146ZM112 145V144H111ZM114 145V143H113ZM124 145V144H123ZM132 146L135 144H131ZM151 145V144H150ZM232 145H235L234 142L232 143ZM243 146V144H241ZM249 145V144H248ZM65 146V144L63 145ZM97 145V148L100 147ZM115 146V145H114ZM117 146V145H116ZM132 146H128V147H132ZM146 146V145H145ZM221 146V145H220ZM236 146V145H235ZM240 146V145H239ZM5 148L6 151L3 152L2 148ZM62 147V145H61ZM91 148V146H89ZM100 147V148H101ZM107 148V146H105ZM102 148L103 149H105ZM109 147V145H108ZM119 147V146H117ZM122 147V145L120 146ZM126 147V146H123ZM137 147V146H135ZM144 147V146H143ZM142 147V148H143ZM233 147V146H232ZM244 147V146H243ZM248 147V148H247ZM56 148V147H55ZM85 148L83 151L82 149ZM89 148V149H90ZM96 148V149H97ZM111 148V146H110ZM116 148V147H115ZM114 148V149H115ZM147 147H144V149ZM221 148V147H219ZM4 149V150H5ZM112 149V148H111ZM125 149V148H123ZM127 149V148H126ZM125 149V151H126ZM134 149V148H133ZM55 150V149H54ZM57 150V149H56ZM95 150V149H94ZM100 149H98V151L96 150V152H99ZM101 150V152H102ZM109 150V148H108ZM117 150V148H116ZM143 150V149H141ZM140 150V151H141ZM150 150V149H149ZM224 150V149H223ZM227 150V149H226ZM87 151V150H86ZM107 151V150H106ZM111 151V150H110ZM124 151V150H122ZM128 151V150H127ZM133 151V150H132ZM146 151V150H145ZM144 151V152H145ZM148 151V150H147ZM237 151V150H236ZM57 152V151H56ZM90 152H93L90 151ZM100 152V153H101ZM103 152H105L103 150ZM113 152V151H112ZM118 152V151H117ZM120 152V151H119ZM130 152V150H129ZM217 152V151H216ZM215 152V153H216ZM227 152V151H226ZM53 153V152H52ZM75 153V154H76ZM110 153V152H109ZM116 153V152H115ZM124 153V152H123ZM133 153V152H132ZM136 153H138L136 151ZM141 153H143V151H141ZM234 153V152H233ZM236 153V152H235ZM74 154V153H73ZM106 154V153H105ZM114 154V152H113ZM125 154V153H124ZM217 154V153H216ZM220 154V155H219ZM224 154V153H223ZM82 155V156H83ZM91 154H88V156ZM115 155V154H114ZM121 155V154H120ZM128 155V154H127ZM57 156V155H56ZM74 156V155H73ZM78 156V155H76ZM81 156V157H82ZM83 156V157H84ZM108 156V155H107ZM106 156V157H107ZM117 156V155H116ZM125 156V155H122ZM135 157L132 156V158H136V155H134ZM139 156V155H138ZM80 157V158H81ZM82 157V158H83ZM115 156H113L114 158ZM147 157V155H146ZM60 159V157H58ZM66 158V157H65ZM69 158V157H68ZM67 158V159H68ZM77 158V157H76ZM81 158V159H82ZM124 158V157H123ZM130 158V157H129ZM128 158V159H129ZM143 158V157H142ZM79 159V158H78ZM77 159V160H78ZM85 159V158H84ZM83 159V160H84ZM104 159V158H103ZM126 159V161L128 160ZM62 160V159H61ZM64 160V158H63ZM88 160V159H87ZM105 160V159H104ZM113 159H111L112 161ZM125 160V159H123ZM137 160V159H136ZM143 159H141L142 161ZM57 160H55L54 162H56ZM68 161V160H66ZM63 161V162H66ZM80 161V160H79ZM110 161V159H109ZM121 161V160H120ZM132 161V160H131ZM138 161V160H137ZM146 161V160H145ZM62 162V161H61ZM60 162V163H61ZM76 162V161H75ZM74 162V163H75ZM82 162V161H80ZM88 162V161H87ZM91 162V161H90ZM108 162V160H107ZM113 162V161H112ZM123 162V161H122ZM68 163V162H67ZM70 163V161H69ZM83 163V162H82ZM117 163V162H116ZM125 163V162H124ZM130 163V162H129ZM135 163V162H134ZM213 163V164H214ZM66 163H62V165H64ZM72 164V163H71ZM69 164V166L71 165ZM77 164V163H76ZM114 164V162H113ZM143 164V163H142ZM51 165L54 167L55 165H53L51 163ZM58 165V164H56ZM133 165V163H132ZM61 166V164H60ZM60 166H57V168H59ZM68 166V164H67ZM74 166V165H72ZM214 166V165H213ZM212 166V167H213ZM56 167V166H55ZM54 167V168H55ZM62 167V166H61ZM60 167V171L62 170ZM64 167V166H63ZM66 167V165H65ZM64 167V168H65ZM76 167V165H75ZM52 168V169H54ZM69 167H66L65 169H67ZM213 169V168H212ZM213 169V170H214ZM56 170V169H55ZM56 172V171H55ZM59 172V171H58ZM57 172V173H58ZM62 172V171H61ZM64 173V172H63ZM211 174V175H212ZM56 175V174H54ZM51 176V177H50ZM97 176V175H96ZM54 177V176H53ZM129 177V176H127ZM210 177V176H209ZM59 178V177H58ZM98 177H96L97 179ZM100 179V178H98ZM125 179V177H124ZM130 179V178H129ZM128 179V181H129ZM211 179V177H210ZM53 180L55 181V178H53ZM95 180V178H94ZM93 180V181H94ZM123 180V179H122ZM121 180V181H122ZM209 180V179H208ZM62 181V180H61ZM109 181V180H108ZM96 182V181H95ZM114 182V181H113ZM204 182V181H202ZM206 182V181H205ZM54 183V182H53ZM57 183V182H56ZM65 183V182H64ZM103 183V182H102ZM106 183V182H105ZM108 183V182H107ZM111 183V182H109ZM108 183V184H109ZM126 183V182H125ZM132 183V182H131ZM141 183V182H140ZM63 184V182H62ZM100 184V183H99ZM116 184V183H113ZM121 184V183H120ZM129 184V183H128ZM203 183H201L202 185ZM54 185V184H52ZM111 185V184H110ZM56 186V184H55ZM112 186V185H111ZM129 186V185H127ZM141 186V185H140ZM143 186V185H142ZM187 186V184H186ZM189 186V185H188ZM197 186V185H196ZM58 187V186H57ZM69 187V186H68ZM191 187V186H190ZM189 187V188H190ZM49 188V189H48ZM106 188V187H105ZM119 188V187H118ZM123 188V187H122ZM151 188V187H150ZM188 188V189H189ZM195 188V187H194ZM193 188V189H194ZM60 189V188H59ZM135 189V188H134ZM138 189V188H137ZM200 188H198L199 190ZM111 190V189H110ZM125 190V189H123ZM129 190V189H128ZM145 190V189H144ZM191 190V189H190ZM202 190H199L198 194L204 195V190L202 192ZM64 193L66 192L65 189L63 190ZM68 191V190H67ZM76 191V190H75ZM119 191H121V189L119 188ZM195 191V190H194ZM45 192H49L50 197L52 198L51 201L54 200V204L52 205L51 203V207H50V203L48 204L46 202V204H44L46 200L42 201L45 197L44 195L46 194ZM122 192V191H121ZM193 192V191H192ZM198 192V191H197ZM201 192V193H200ZM63 193V192H62ZM76 193V192H75ZM195 193V192H193ZM125 194V193H124ZM128 194V192H127ZM126 194V195H127ZM165 194V193H164ZM49 196V195H48ZM80 196V197H79ZM140 196V195H139ZM201 196V195H200ZM92 198V195L90 196ZM161 197V196H159ZM207 197V196H206ZM50 198V199H51ZM86 198V197H85ZM88 198V197H87ZM116 198V197H115ZM199 198V197H197ZM201 198V197H200ZM48 199V198H47ZM130 199V197H129ZM158 199V198H157ZM162 199V198H161ZM89 200V199H88ZM94 200V199H93ZM115 200V199H114ZM138 200V199H137ZM57 201V200H56ZM116 201V200H115ZM143 202V201H142ZM158 202V201H157ZM161 202V201H160ZM59 203V202H58ZM61 203V202H60ZM90 204L89 202H86V204ZM147 203V202H146ZM164 203V202H163ZM198 203V202H197ZM31 204V205H30ZM49 205L50 209L48 210V206ZM92 204V203H91ZM145 204V203H144ZM162 204V203H161ZM28 205V206H27ZM60 205V204H58ZM56 204V206H58ZM62 205V204H61ZM117 205V204H116ZM143 205V206H142ZM164 205V204H163ZM165 205V206H167ZM169 206L172 208V206ZM64 206V205H63ZM94 206V205H93ZM92 206V207H93ZM160 206V205H159ZM89 207V206H88ZM117 207V208H118ZM150 207L152 208V205H150ZM193 207V206H192ZM60 208V207H59ZM70 208V207H69ZM68 208V209H69ZM94 208V207H93ZM147 208H149L147 206ZM58 209V208H57ZM107 210V208H105ZM160 209V208H159ZM158 209V210H159ZM165 208H163L164 210ZM210 209V208H209ZM208 209V210H209ZM30 210V209H29ZM71 210V209H70ZM119 210V209H118ZM188 210V211H187ZM197 210V209H196ZM57 211V210H56ZM59 211V210H58ZM111 211V210H109ZM109 211H104V213H107ZM162 211V210H161ZM167 211V210H166ZM172 211V210H171ZM170 211V212H171ZM25 212V211H24ZM23 212V213H24ZM55 212V211H53ZM60 212V211H59ZM64 212V211H63ZM62 212V213H63ZM72 212V211H71ZM72 212V213H75ZM98 212V211H97ZM112 212V211H111ZM155 212V211H154ZM160 212V211H159ZM165 212V211H164ZM22 213V214H23ZM28 213V212H27ZM30 213V211H29ZM42 213V214H41ZM56 213V212H55ZM70 213V212H69ZM70 213V214H72ZM89 213V212H88ZM87 213V214H88ZM91 213V212H90ZM110 213V212H109ZM163 213V212H162ZM174 213V211H173ZM172 213V214H173ZM174 213V214H175ZM191 213V212H190ZM189 213V214H190ZM193 213V212H192ZM212 213V211H211ZM43 214V215H44ZM92 214V213H91ZM206 214V213H205ZM53 215V214H52ZM58 212L56 214L57 217ZM63 215V214H62ZM65 215V212H64ZM105 215V214H104ZM111 217V214H109ZM165 215V214H164ZM22 216V215H21ZM33 216V215H32ZM38 216V215H36ZM36 216H33L34 219L37 218ZM69 216V215H68ZM91 216V215H90ZM89 216V217H90ZM176 216V215H175ZM48 217V215H47ZM65 217V216H64ZM67 217V216H66ZM73 217V216H72ZM86 217V218H84ZM95 217V215H94ZM107 217V215L105 216ZM109 217V218H110ZM181 217V218H180ZM26 218V217H24ZM40 218V217H38ZM37 218V219H38ZM53 220L54 217H52ZM50 218V219H52ZM69 218V217H68ZM71 218V217H70ZM100 218V217H99ZM30 219V218H29ZM33 219V218H32ZM47 219V218H46ZM91 219V218H89ZM89 219H87L86 221H90ZM182 219V220H180ZM203 219V218H202ZM18 220V219H17ZM57 220V219H56ZM80 220V221H79ZM101 223L102 224H107V220L104 219L102 217ZM183 221L186 224H182ZM195 220V219H194ZM30 221V220H29ZM32 221V220H31ZM36 221V220H35ZM34 221V222H35ZM66 221V220H64ZM70 221V220H69ZM72 221V220H71ZM85 221V223H87ZM110 221V220H109ZM108 221V223L110 224V222ZM148 222V225L144 228L140 227L139 223H143V222ZM190 221V219H189ZM193 221V220H192ZM37 222V221H36ZM39 222V219H38ZM43 222V221H42ZM57 222V221H55ZM60 222V221H59ZM199 222V220H198ZM30 223V222H28ZM33 222H31L32 224ZM41 223V221H40ZM54 223V222H53ZM61 223V222H60ZM70 223V222H69ZM89 223V222H88ZM93 223H97V222H93ZM100 223V225H101ZM200 223V222H199ZM45 224V222L43 223ZM50 224V223H49ZM55 224V223H54ZM92 224V223H91ZM144 224V223H143ZM141 224V225H143ZM29 225V224H28ZM40 225V224H39ZM82 225V224H81ZM86 225V224H85ZM97 225V224H95ZM111 225H114L111 224ZM124 225V228H125ZM139 225V227L137 228V226ZM11 226V225H10ZM58 226V225H57ZM62 226V225H61ZM91 226V225H90ZM94 226V225H93ZM106 227V226H104ZM14 228V227H12ZM22 228V227H21ZM93 229H95L94 227H92ZM100 230L101 227L99 226ZM186 228V229H184ZM17 229V228H16ZM36 229V230H34ZM87 229V228H86ZM91 228H89L90 230ZM113 229V228H112ZM111 229V231H113ZM117 229V228H116ZM14 230V229H13ZM12 230V232H13ZM81 230V229H80ZM82 230L84 231V229L82 228ZM96 230V229H95ZM127 231V229H125ZM124 230V231H125ZM87 232V230H85ZM92 231V230H91ZM97 231V230H96ZM102 231V230H101ZM115 231V230H114ZM117 231V230H116ZM116 231L114 233H116ZM14 232H17L16 230H14ZM77 232V233H76ZM34 233V235H32ZM36 233H38V235H36ZM84 233V232H83ZM89 233V232H88ZM118 233V232H117ZM124 233V232H123ZM126 233V232H125ZM82 234V233H79ZM94 234V233H93ZM99 234V233H98ZM103 234V233H102ZM24 235V236H23ZM85 235V233H84ZM95 235V234H94ZM125 235V234H123ZM36 236V237H35ZM81 236V235H80ZM96 236V235H95ZM118 236V235H117ZM25 237V238H22ZM84 237V236H82ZM81 237V238H82ZM87 237V236H85ZM89 237V236H88ZM125 237V236H122ZM93 238V237H92ZM91 238V239H92ZM97 237H95L96 239ZM84 239V238H83ZM25 240V241H24ZM103 240V241H105ZM20 241V242H21ZM80 241V240H79ZM86 241V240H85ZM85 241H83L85 243ZM93 241V240H92ZM101 241V240H100ZM99 241V243H100ZM9 242V243H8ZM119 242V245H118ZM15 243V244H16ZM24 243V245H22ZM80 243V242H79ZM87 243V241H86ZM85 243V244H86ZM89 243V242H88ZM95 243V242H94ZM31 244V243H30ZM90 245H93V243H89ZM88 244V245H89ZM101 244V243H100ZM83 245V244H82ZM9 246V245H8ZM28 248L31 249V246L28 244ZM33 246V245H32ZM86 246V245H85ZM177 246H181L184 251L183 252H179L177 253L176 250ZM11 247V246H10ZM13 247V246H12ZM82 247V246H81ZM90 247V246H89ZM123 247V248H122ZM180 247V248H181ZM15 248V246L13 247ZM16 248V249H17ZM35 248V249H34ZM84 248V247H83ZM93 248V247H92ZM100 248V247H99ZM109 248V247H108ZM179 248V247H178ZM21 249V248H19ZM27 249V247H26ZM29 249V251H30ZM82 249V248H81ZM12 250V249H11ZM15 250V249H14ZM23 250V249H22ZM21 250V251H22ZM80 250V251H79ZM84 250V249H83ZM88 250V249H87ZM122 250V251H121ZM124 250V251H123ZM132 250V251H131ZM13 251V250H12ZM17 251V250H16ZM15 251V252H16ZM19 251V250H18ZM28 251V252H29ZM90 251V250H89ZM98 251V250H97ZM101 251V250H99ZM182 251V250H181ZM14 252V251H13ZM12 252V253H13ZM30 252V253H31ZM55 252V253H56ZM84 252V251H83ZM87 252V251H86ZM80 253L82 255H80ZM100 254H102V252H99ZM111 254H113L110 251ZM20 255V254H19ZM84 255V256H83ZM97 255V253H95V256ZM94 256V257H95ZM57 257V256H56ZM54 258V256L52 257ZM61 258V257H60ZM59 258V259H60ZM51 260V259H50ZM61 260V261H62ZM53 261V260H52ZM59 261V260H58ZM57 261V262H58ZM60 261V262H61ZM46 262V263H47ZM51 262V261H50ZM55 262V261H54ZM56 262V263H57ZM105 262V261H104ZM64 264V263H62ZM66 264V263H65ZM104 264V263H103ZM110 264V263H109Z\"/></svg>", "mask_w": 264, "mask_h": 264}]
</instances>
